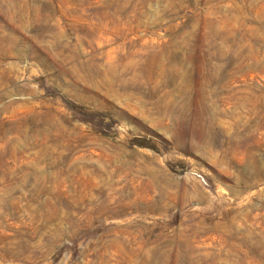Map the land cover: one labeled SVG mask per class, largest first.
I'll return each instance as SVG.
<instances>
[{
  "label": "rangeland",
  "instance_id": "rangeland-1",
  "mask_svg": "<svg viewBox=\"0 0 264 264\" xmlns=\"http://www.w3.org/2000/svg\"><path fill=\"white\" fill-rule=\"evenodd\" d=\"M0 264H264V0H0Z\"/></svg>",
  "mask_w": 264,
  "mask_h": 264
}]
</instances>
